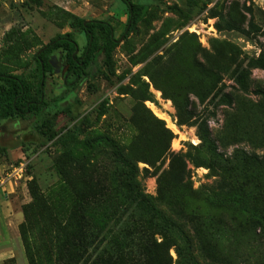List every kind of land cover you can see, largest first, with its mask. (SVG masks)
<instances>
[{
  "label": "rangeland",
  "instance_id": "rangeland-1",
  "mask_svg": "<svg viewBox=\"0 0 264 264\" xmlns=\"http://www.w3.org/2000/svg\"><path fill=\"white\" fill-rule=\"evenodd\" d=\"M131 1L150 17L125 40L121 0H0V70L15 75L59 35L74 33L82 53L71 16L107 21L120 39L113 76L101 57L95 79L65 93L57 53L41 111L0 121V264H62L33 183L71 218L66 264H81L84 229L112 264H185L186 237L198 264H264V0ZM125 181L177 228L129 202Z\"/></svg>",
  "mask_w": 264,
  "mask_h": 264
},
{
  "label": "trees",
  "instance_id": "trees-1",
  "mask_svg": "<svg viewBox=\"0 0 264 264\" xmlns=\"http://www.w3.org/2000/svg\"><path fill=\"white\" fill-rule=\"evenodd\" d=\"M37 5H40L38 0H34ZM126 6L127 22L125 30L121 38L127 40L130 35L137 34L139 26L146 23L150 17L149 8L145 5L135 4L131 0H121ZM199 6L198 2H193ZM209 4V2H208ZM208 4H203V8L207 9ZM70 28L84 35L86 45L80 52V46L76 40L75 34L72 32L59 35L47 46L44 47L38 54L33 56L34 68L27 74L15 75L6 70H0V121L11 119H25L29 115L38 114L46 105V82L48 75L55 73L54 59L57 53H61L64 61L65 72L63 74V87L65 93L76 96L80 85L85 79L93 81L96 73L90 70L96 67L99 59L103 57L104 66L109 75L114 74L113 55L120 46V39L116 38L115 27L107 21H86L85 19L71 16ZM256 65L261 70H264V58H260ZM108 103L104 101L99 109L103 112L108 111ZM50 140H54L51 137ZM211 142V141H210ZM213 148L217 150L216 144L211 142ZM114 157L129 170V178L136 176V167L128 161L120 153L117 146L111 143ZM0 154H7L6 148L0 147ZM241 160L247 163L248 158L242 157ZM126 199L133 203L142 213L149 217L161 228H177L175 224L168 221L151 203L150 199L140 190V188L132 182L125 181L123 184ZM33 204L38 203L37 208H42L48 219V224L51 230L47 231L53 250V255L57 263L64 264L66 255L70 248L64 246L67 238V233L73 227L71 218H67L66 223H63V218L57 216L53 212V207L47 201L44 193H40L38 186L32 184ZM27 214V211L25 213ZM85 222V220H84ZM25 242V235L21 232ZM186 246L182 251H178L179 259H182L185 264H198L191 256L190 247L191 240L186 237ZM54 241L56 242L55 245ZM25 244V243H24ZM82 245H86L83 257L80 258L81 264H101V259L96 256V245L91 240L88 233L84 229L82 234ZM106 264L112 262L102 261ZM66 264V263H65Z\"/></svg>",
  "mask_w": 264,
  "mask_h": 264
}]
</instances>
